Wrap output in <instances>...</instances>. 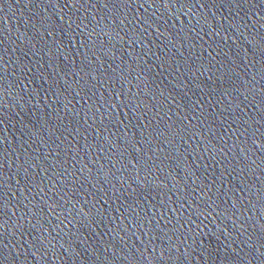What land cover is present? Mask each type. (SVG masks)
Returning a JSON list of instances; mask_svg holds the SVG:
<instances>
[{
  "label": "water",
  "instance_id": "water-1",
  "mask_svg": "<svg viewBox=\"0 0 264 264\" xmlns=\"http://www.w3.org/2000/svg\"><path fill=\"white\" fill-rule=\"evenodd\" d=\"M0 264H264V0H0Z\"/></svg>",
  "mask_w": 264,
  "mask_h": 264
}]
</instances>
